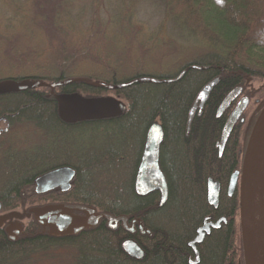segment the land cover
I'll list each match as a JSON object with an SVG mask.
<instances>
[{
	"label": "trees",
	"instance_id": "obj_1",
	"mask_svg": "<svg viewBox=\"0 0 264 264\" xmlns=\"http://www.w3.org/2000/svg\"><path fill=\"white\" fill-rule=\"evenodd\" d=\"M102 1L111 3L106 17L97 13L98 4L90 8L79 0H0L5 5L0 16V82L31 80L0 91V150L5 152L0 157V213L18 208L30 212L15 235L0 226V264H190L194 255L187 244L203 219L221 217L226 223L196 245V264H245L241 172L249 133L264 106V0H150L160 16L147 34L129 7L136 0H127L128 5L126 0ZM165 28L171 37L160 38ZM180 37L201 48L172 70L164 69L166 57L175 50L170 40ZM181 71L173 82L138 81L114 89L94 85L115 86L142 76L173 78ZM216 76L219 81L186 133L187 114L198 91ZM251 79H258L257 88L250 87ZM57 82L63 84L47 85ZM238 86L241 95L253 98L252 108L235 124L219 156L216 144L233 103L219 117L216 110ZM63 96L112 97L123 110L114 116L67 120L60 114ZM31 121L49 122L56 129L55 146L43 147L40 157L10 146L13 126ZM153 123L163 133L158 165L167 194L162 205L158 191L139 196L134 186ZM79 127L91 137L81 149L75 140ZM57 167L75 171L70 188L35 194L34 179ZM236 170L237 187L228 196V180ZM208 178L219 183L216 208L207 200ZM47 204L81 205L136 218L143 231L111 228L101 219L55 233L31 212ZM126 240L137 244L140 257L123 249Z\"/></svg>",
	"mask_w": 264,
	"mask_h": 264
},
{
	"label": "water",
	"instance_id": "obj_2",
	"mask_svg": "<svg viewBox=\"0 0 264 264\" xmlns=\"http://www.w3.org/2000/svg\"><path fill=\"white\" fill-rule=\"evenodd\" d=\"M195 69H203L206 67L193 65ZM183 71H181L176 77L173 78H153V77H138L131 79L128 82L120 83L118 85H108L104 83H94V85L103 87L106 89H114L121 88L126 85H130L134 82L138 81H147V82H173L174 80L181 77ZM219 76L214 77L210 81H208L203 87L198 91L190 109L187 114L186 119V133L189 130L190 123L195 114H200L203 108L205 101L208 98V95L212 88L219 81ZM31 83V80H25L23 82L18 81H2L0 82V91L4 90H15L26 86ZM41 84H45L42 82ZM63 82L57 83H49L47 84L51 88L56 85H61ZM242 92L241 87H235L230 92H228L225 97L222 99L216 110V117H219L224 110L230 105L232 101H234ZM78 98V97H77ZM80 99V98H78ZM89 103L88 109L84 113H75L71 110H65L63 112L64 118L67 120H80V119H89L96 117H108L114 116L122 112L123 105L119 102L109 100V99H93L86 100ZM248 104V98L246 96L241 97L235 104L234 108L230 111L228 116L226 117L223 127L221 129V135L218 143L216 144V148L218 150L219 156L222 153L224 145L235 125L237 120L240 118L243 110L246 108ZM63 117V116H62ZM242 122V119H240ZM264 122V107L260 111L257 116L246 147V152L243 160V169L241 172V227H242V243L244 250V259L245 264H264V130L262 134V138L260 144L257 149V153L255 156L254 162V178L252 185V193L251 200L249 203L251 212L253 214L252 220V229L250 230L248 241L249 246L246 244V237L244 233L243 226V177L244 172L249 164V162L253 159L251 150L252 140L257 133L258 127ZM163 138V133L161 126L158 123H153L145 137L144 146L142 149L141 157L136 169L135 175V192L139 196H145L153 191H158L160 195L159 205H162L165 201L167 188L166 181L163 173L161 172L158 159H159V147ZM74 171L68 167H60L49 172H46L34 179L35 192L37 194H41L47 192L48 190L54 188H60L62 191H67L70 187V182L73 178ZM239 177V171H234L228 180L227 184V195L230 196L232 192L235 190ZM219 183L213 181L211 178L207 180V200L210 205L214 208L217 206V199L219 194ZM31 211L39 216L41 219L46 220V222L52 228V231L55 233H62L71 230V228L81 224V223H93L99 218H103L107 221L108 226L114 227L117 222H121L125 224L127 217L124 215L119 216H111L105 213H97L94 212L92 208L84 207L81 205H69V204H52L43 207H35L32 208ZM68 211H78L83 212L84 217H76L72 216L68 213ZM226 218L221 217L216 221H210L208 218L203 219L202 225L196 230V235L192 241H190L187 245L191 248L195 260L191 261L190 264H196L198 261V251L196 249V245L202 243L205 235H209L211 229H218L221 223H225ZM141 227V223H140ZM20 229V225L18 223L10 224L7 227L8 232L11 235H15V233ZM125 248L130 251L131 256L140 257L142 255V251L139 247L131 242H124Z\"/></svg>",
	"mask_w": 264,
	"mask_h": 264
},
{
	"label": "rangeland",
	"instance_id": "obj_3",
	"mask_svg": "<svg viewBox=\"0 0 264 264\" xmlns=\"http://www.w3.org/2000/svg\"><path fill=\"white\" fill-rule=\"evenodd\" d=\"M80 5H85L91 8L93 4H98V14L101 17H106L108 15V9L110 2H104L102 0H97L96 2H92V0H79ZM126 5L129 4V1L126 0ZM132 11L135 12L136 18L142 21L143 25L138 24V27L142 28L144 33H148L150 28L157 22V18H159V9L150 1V0H136L134 1V5H129ZM5 5L0 4V16L3 12H5ZM162 29L159 30L161 32ZM163 32V30H162ZM160 38H169L171 34H166V28L164 31V35H158ZM175 50L171 52L166 57L164 61L163 68L172 70L175 64H179L181 61L185 60L186 57L190 56L201 47L199 45H193L194 43L190 41L189 38L180 37L179 39L170 40ZM250 87L257 88L259 86L258 79L249 80ZM110 100H113L112 97H109ZM250 102L246 108V111H251L253 98L249 99ZM61 109L71 110L75 113H84L89 106V103L83 99H78L75 96H63L61 97ZM121 103V102H119ZM122 104V103H121ZM56 130V129H54ZM53 130V126L49 124V122H34L30 123L19 122V124H15L13 126V132L10 135V146L11 148L17 152L19 150L22 151H30L34 153V157H40V153L42 148L45 146L51 147L55 146L53 142V135L55 131ZM24 131V132H23ZM90 134L85 128L79 127L76 133V143H79V148L81 149L83 146L87 145L89 142L88 138ZM96 137V136H94ZM91 138V137H90ZM59 144V142H58ZM58 148V145L57 147ZM5 152L0 150V157L4 156ZM30 217V212L24 209H14L7 210L0 213V226H4L7 228L10 224L25 222Z\"/></svg>",
	"mask_w": 264,
	"mask_h": 264
},
{
	"label": "bare ground",
	"instance_id": "obj_4",
	"mask_svg": "<svg viewBox=\"0 0 264 264\" xmlns=\"http://www.w3.org/2000/svg\"><path fill=\"white\" fill-rule=\"evenodd\" d=\"M264 130V122L258 127L257 133H255L253 140H252V147L251 150L253 159L249 162L247 165L244 177H243V226H244V233L246 237V244L249 246L248 236L250 233V230L252 229V220H253V214L251 212L249 203L251 200V193H252V185H253V178H254V162H255V156L257 153L258 146L260 144L262 134Z\"/></svg>",
	"mask_w": 264,
	"mask_h": 264
},
{
	"label": "flooded vegetation",
	"instance_id": "obj_5",
	"mask_svg": "<svg viewBox=\"0 0 264 264\" xmlns=\"http://www.w3.org/2000/svg\"><path fill=\"white\" fill-rule=\"evenodd\" d=\"M63 110H60V114H61V116H63L64 117V115H63ZM243 114L244 113H242L241 114V118L243 119ZM241 122L240 121V119H238L237 120V122ZM236 122V123H237ZM235 123V124H236ZM235 126V125H234ZM234 128V127H233ZM233 130V129H232ZM232 132V131H231ZM231 134V133H230ZM225 146V145H224ZM223 151V150H222ZM57 168H60V167H57ZM57 168H54V169H57ZM69 168V167H68ZM54 169H51V170H54ZM71 169V168H70ZM50 170V171H51ZM73 170V169H72ZM74 171V170H73ZM47 172H49V171H47ZM46 173V172H45ZM44 174V173H43ZM42 175V174H41ZM74 175H75V171H74ZM74 175H73V177H74ZM72 180H73V178H72ZM72 180H71V182H72ZM71 182H70V185H71ZM33 185H34V183H33ZM70 188V187H69ZM52 190H59L60 192H65V191H62V190H60V188H54V189H51V190H48L47 192H49V191H52ZM33 192L35 193V194H37L36 192H35V185L33 186ZM47 192H44V193H41V194H45V193H47ZM37 195H40V194H37ZM47 205H52V204H47ZM47 205H44V206H47ZM67 205V204H66ZM72 205V204H71ZM68 213L70 214V215H74V216H76V217H80V218H83L84 217V213L83 212H77V211H68ZM99 213H101V212H99ZM119 216V215H118ZM115 217V216H114ZM101 219H103V218H99V219H97L95 222H93V223H90V224H96L97 222H99V220H101ZM105 222H106V224H107V221L105 220V219H103ZM140 223H141V227H140ZM107 226H108V224H107ZM122 227L123 229H125L126 231H129L130 233H133L134 231H135V229L137 228V229H139L140 231H143V227H142V222L139 220V219H128L127 218V220H126V222H125V224H122L121 222H117V224L114 226V227H111V228H118V227ZM110 227V226H109ZM125 242H131V243H133V244H135V242L133 241V240H126ZM135 245H137V244H135ZM123 249L128 253V254H130V251H128V249H126V248H124L123 247ZM191 249V248H190ZM192 251V250H191ZM193 253V252H192ZM132 257H136V256H132ZM137 258V257H136ZM189 261V263H191V261L193 260H195V256H194V258L192 259L191 257H189V259H188Z\"/></svg>",
	"mask_w": 264,
	"mask_h": 264
}]
</instances>
